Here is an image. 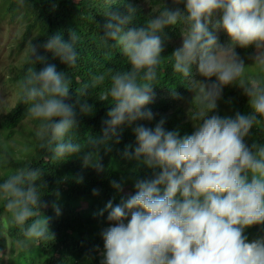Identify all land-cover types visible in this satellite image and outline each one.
Returning <instances> with one entry per match:
<instances>
[{"label":"clouds","instance_id":"clouds-1","mask_svg":"<svg viewBox=\"0 0 264 264\" xmlns=\"http://www.w3.org/2000/svg\"><path fill=\"white\" fill-rule=\"evenodd\" d=\"M185 8L182 13L179 8L165 7L148 21L147 28H135L129 25L136 9L129 7L128 15L113 14L104 25L102 37L116 42L131 67L110 74V84L100 93L99 100L111 98L114 107L108 112L110 119L102 136L89 141L90 149L71 135L77 121L72 107L64 102L70 87L64 74L54 65L39 71L29 67L18 82L24 102L30 104L28 114L40 122L38 136L46 141L52 158L63 160L83 152L85 166L103 171L99 151L102 147L109 150L117 127L126 121L153 118L151 111L142 109L151 102L162 60L157 33L183 21L182 46L171 56L173 70L187 78L191 66L198 64L200 76L216 77L211 85L199 83L200 112L193 118L199 122L191 135L180 138L177 132H166L163 120L154 128L135 129L138 146L134 154L126 151L125 156L143 157L148 167L160 172L152 180L137 181L135 194L121 204H107V219L114 223L102 232L105 252L101 264H264V238L248 242L244 235L246 228L264 224V144L249 147L245 143L253 126L260 123L258 117H264V83L243 79L246 66L235 48L221 47L208 27L219 14L213 28L223 29L233 45H255L254 63L264 67V0H186ZM77 40L75 32L70 42L56 34L44 48L74 66ZM29 53L31 64L43 62L32 42ZM105 81L103 74L94 76L91 86ZM233 83L249 97L251 112L236 113L234 118L209 116L217 108L223 86ZM81 110L92 109L85 104ZM40 177V170L31 168L10 174L0 184V200L11 223L21 227L27 238L48 240L52 234L49 218L41 213L47 205L39 192ZM112 184L121 189L115 181Z\"/></svg>","mask_w":264,"mask_h":264},{"label":"trees","instance_id":"trees-1","mask_svg":"<svg viewBox=\"0 0 264 264\" xmlns=\"http://www.w3.org/2000/svg\"><path fill=\"white\" fill-rule=\"evenodd\" d=\"M185 5L186 0L179 4L174 0H0V19L24 23L21 38L15 46L18 50L24 49V58L10 81L15 85L17 100L14 107L0 114V184L19 169H39L41 177L37 184L42 202L47 205L41 213L49 218L48 227L52 234L48 240L27 238L21 227L11 223L4 201L0 200V264H101L105 252L102 232L114 223L107 219L110 211L107 204L111 202L113 207L121 204L135 194L137 181L152 180L160 172L158 168L148 167L143 157L125 156L126 151L134 154L138 146L135 129L139 126L154 128L163 120L162 127L166 132H177L180 138L191 135L199 122L198 118L193 119L200 112L197 99L199 83H215L199 75L198 64L191 66L187 78L173 70L171 56L179 46L172 44L171 40L186 30L183 21L157 33L161 39L162 60L157 68V79L153 82L151 102L142 109L151 111L153 118L126 121L118 126L117 136L108 143L109 150L102 147L99 151L103 171H97L84 165L83 152L63 160L53 159L46 141L38 136V120L32 119L35 130L29 134L25 150L14 148L12 141L17 130L29 117L30 104L24 102L18 88V82L24 78L27 69L36 67L39 71L54 65L57 72L70 81L64 102L72 107L77 121L71 135L85 149H90L89 141L102 136L110 119L108 112L114 107L111 98L109 101L99 100L100 93L110 84V74L127 71L131 67L116 42L102 37L104 25L110 22L111 15L126 16L132 7L136 12L129 27L147 28L148 21L165 7L179 8L186 13ZM218 18L219 14L214 15L212 22ZM212 25L209 23V30L216 35ZM73 32L78 37L75 42L78 55L75 65L69 66L53 52L47 51L44 44L56 34L70 42ZM220 36L230 39L224 30ZM229 41L232 43L231 39ZM30 42L36 47L37 55L44 58L43 62L30 63ZM234 46L238 55H252L256 50L255 45ZM101 74L106 76L105 84L93 88V77ZM252 79L264 83L263 74H249L245 80ZM85 104L91 106L90 112L81 110ZM250 112L249 97L242 87L223 86L217 108L209 116L234 118L236 113L246 115ZM258 120L260 123L255 124L245 137L249 147L253 143L264 144V117H258ZM113 181L120 184L121 189L113 187ZM244 235L248 242L264 238V224L246 228Z\"/></svg>","mask_w":264,"mask_h":264},{"label":"rangeland","instance_id":"rangeland-1","mask_svg":"<svg viewBox=\"0 0 264 264\" xmlns=\"http://www.w3.org/2000/svg\"><path fill=\"white\" fill-rule=\"evenodd\" d=\"M148 4V2H146ZM212 24H214L212 22ZM24 23L21 21H12L9 18L0 19V114H5L7 109L14 107L17 100V91L15 85L10 81L12 74L15 73L16 67L24 58V49H16V44L21 38L22 29ZM185 30L181 31L180 36L173 38L171 43L179 47L182 46ZM223 35V29H216V36L218 38V44L221 47H234L235 46L220 35ZM236 51V50H235ZM237 53V52H236ZM238 55V53H237ZM257 55V49L252 55H238V57L244 62L246 68L243 79H246L249 74H263L264 67L254 63V57ZM212 82H216V77L210 78ZM200 85V84H199ZM205 85H208L207 82ZM238 85L236 83L226 85L224 87H232ZM201 87V85H200ZM35 130L30 116L24 120L20 128L17 130L15 140L13 139V146L17 150L24 151L27 142L29 141V134ZM26 144V145H25ZM6 260V258H5Z\"/></svg>","mask_w":264,"mask_h":264}]
</instances>
